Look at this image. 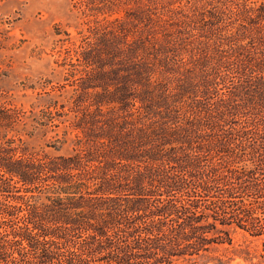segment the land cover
Instances as JSON below:
<instances>
[{
  "label": "trees",
  "instance_id": "trees-1",
  "mask_svg": "<svg viewBox=\"0 0 264 264\" xmlns=\"http://www.w3.org/2000/svg\"><path fill=\"white\" fill-rule=\"evenodd\" d=\"M72 3L70 105L37 122L73 112V152L27 149L0 104V264H226L235 228L264 257V0Z\"/></svg>",
  "mask_w": 264,
  "mask_h": 264
},
{
  "label": "rangeland",
  "instance_id": "rangeland-1",
  "mask_svg": "<svg viewBox=\"0 0 264 264\" xmlns=\"http://www.w3.org/2000/svg\"><path fill=\"white\" fill-rule=\"evenodd\" d=\"M79 25V12L72 0H5L0 4V104L16 105L26 111L10 134L20 137L29 150H43L51 155L73 152L76 141V130L71 126L73 112L57 116L55 124L48 121L41 124L37 120L46 106L70 105L71 88H58L65 70L57 62L60 35L56 31L76 34ZM231 235L233 245H216L215 255H222L226 264H264L260 255L261 237L240 228L232 229ZM239 244L250 249L251 260L233 250ZM205 259L176 264L216 263V260L204 262Z\"/></svg>",
  "mask_w": 264,
  "mask_h": 264
}]
</instances>
